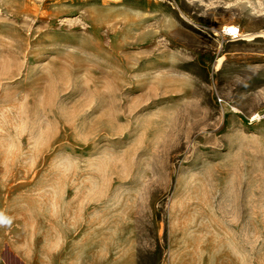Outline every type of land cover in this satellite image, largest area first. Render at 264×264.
Instances as JSON below:
<instances>
[{
    "label": "rangeland",
    "instance_id": "1",
    "mask_svg": "<svg viewBox=\"0 0 264 264\" xmlns=\"http://www.w3.org/2000/svg\"><path fill=\"white\" fill-rule=\"evenodd\" d=\"M262 33L264 0H0V259L264 264Z\"/></svg>",
    "mask_w": 264,
    "mask_h": 264
},
{
    "label": "built area",
    "instance_id": "2",
    "mask_svg": "<svg viewBox=\"0 0 264 264\" xmlns=\"http://www.w3.org/2000/svg\"><path fill=\"white\" fill-rule=\"evenodd\" d=\"M222 35L227 40H235L241 37V31L239 26L230 24L222 28Z\"/></svg>",
    "mask_w": 264,
    "mask_h": 264
},
{
    "label": "bare ground",
    "instance_id": "3",
    "mask_svg": "<svg viewBox=\"0 0 264 264\" xmlns=\"http://www.w3.org/2000/svg\"><path fill=\"white\" fill-rule=\"evenodd\" d=\"M262 35H264V33H262ZM256 37H262V36H260V33H249L246 34L245 40L251 41L254 40Z\"/></svg>",
    "mask_w": 264,
    "mask_h": 264
},
{
    "label": "crops",
    "instance_id": "4",
    "mask_svg": "<svg viewBox=\"0 0 264 264\" xmlns=\"http://www.w3.org/2000/svg\"><path fill=\"white\" fill-rule=\"evenodd\" d=\"M0 264H11V263H9V262H5V261H3L2 259H0ZM13 264V263H12Z\"/></svg>",
    "mask_w": 264,
    "mask_h": 264
}]
</instances>
